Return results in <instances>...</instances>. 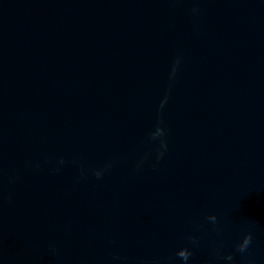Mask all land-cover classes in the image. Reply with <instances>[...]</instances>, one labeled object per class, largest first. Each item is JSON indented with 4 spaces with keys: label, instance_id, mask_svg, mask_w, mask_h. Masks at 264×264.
Segmentation results:
<instances>
[{
    "label": "water",
    "instance_id": "95a60500",
    "mask_svg": "<svg viewBox=\"0 0 264 264\" xmlns=\"http://www.w3.org/2000/svg\"><path fill=\"white\" fill-rule=\"evenodd\" d=\"M0 264H264V0H0Z\"/></svg>",
    "mask_w": 264,
    "mask_h": 264
},
{
    "label": "clouds",
    "instance_id": "9594fccd",
    "mask_svg": "<svg viewBox=\"0 0 264 264\" xmlns=\"http://www.w3.org/2000/svg\"><path fill=\"white\" fill-rule=\"evenodd\" d=\"M97 175H99V174H97ZM248 242H249V239H248ZM248 244V243H247ZM244 249V247L243 248H241V250H243Z\"/></svg>",
    "mask_w": 264,
    "mask_h": 264
}]
</instances>
